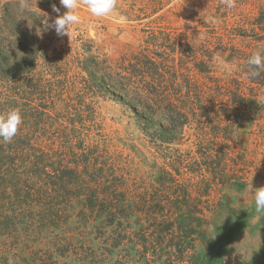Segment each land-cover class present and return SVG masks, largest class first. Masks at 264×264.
<instances>
[{
  "label": "trees",
  "instance_id": "trees-1",
  "mask_svg": "<svg viewBox=\"0 0 264 264\" xmlns=\"http://www.w3.org/2000/svg\"><path fill=\"white\" fill-rule=\"evenodd\" d=\"M33 2L49 24L58 15L53 5L64 13L59 0ZM139 2L122 1L119 13L130 23L150 22L138 31L137 49L111 66L82 24L69 36H58L45 29L43 18L21 21L16 0H0V113L19 108L23 118L10 142L0 139V264H96L95 257H120V248L125 250L121 257H171L165 247L176 238L174 231L188 229L176 238L178 250L174 245L182 256L199 237L190 223L207 211L205 193L225 186L245 189L264 180V170L242 150L236 152L231 141L247 110L245 90L264 87V74L243 84L212 77L205 58L214 53L204 48L193 54L185 30L163 25L169 11L176 12L173 7L165 12L163 0ZM240 5L230 18L251 16L242 7L246 4ZM257 13L251 36L264 32V6ZM224 42L218 38L215 50L228 53L247 77L252 53ZM183 60L186 64L179 65ZM101 97L127 108L156 148L175 142L179 130H192L187 149L164 168L168 184L150 202L162 218L156 249L142 242L126 245V234L114 224L121 221L112 203L97 201L94 185L97 190L99 180H105L97 159L105 161L90 138L99 126L93 103ZM105 170L110 173L108 166ZM97 238L102 241L95 245Z\"/></svg>",
  "mask_w": 264,
  "mask_h": 264
},
{
  "label": "rangeland",
  "instance_id": "rangeland-1",
  "mask_svg": "<svg viewBox=\"0 0 264 264\" xmlns=\"http://www.w3.org/2000/svg\"><path fill=\"white\" fill-rule=\"evenodd\" d=\"M122 1L131 0H118L119 9H122ZM136 1L141 4L140 0ZM163 1L168 2V9L164 11L173 7L177 13L171 14L178 16H171L169 11L170 15H166L168 19L163 25L185 30L188 34L185 44L193 54L204 48L214 53L205 58L212 77L224 81L235 78L243 84L247 77L241 76L242 69L236 61L228 53L216 51V46L213 45L218 42V38H224V43H232L247 52L264 49V32H256L254 36L250 34L254 18L258 15L259 8L264 6V0H237V7L246 4L242 7L247 8L249 12L246 13L251 16L235 19L229 17L231 10L225 9L222 0ZM63 9L64 12L67 11ZM80 16V24L86 31V37L96 42L97 52L111 66L137 49L138 31L150 22L143 20L120 23L112 17L96 18L83 7L80 9ZM236 29H242L241 34ZM210 39L209 44L207 41ZM206 55L208 57L205 53ZM183 64H186L184 60L179 61V65ZM196 78L200 79L198 76ZM245 94L247 110L239 119L238 129L231 134V141L236 152L242 150L259 170H264V87L245 90ZM93 108L94 118L99 126L91 131L90 139L99 145V156L105 161L98 164L99 158L97 159V165L104 169L100 177L105 178L104 184L99 180L98 191L96 184L94 185L96 195L100 193L97 201L112 203V211L121 221V224H114L121 233L126 234V245L129 242H142L149 244L148 250L156 249L159 244L156 245L155 242H162V238L156 239L162 228V218L156 214L155 204L150 202L157 199L163 185L168 184V181H164V168L167 169L172 164L171 157L174 154L187 149L192 130L185 127L177 132L175 142L156 148L143 136L132 113L117 101L101 97L95 100ZM107 166L109 174L105 170ZM107 174L112 188L106 183ZM260 187H264V180L252 183L245 189L225 186L216 187L209 195L205 193L203 201L207 211L190 223V228L199 237L194 240L192 250H184L182 256L177 251L179 246L176 238L188 229L174 231L176 238L165 247L171 257L163 254L159 257H129L125 252V257H121L124 256L122 250H125L120 248V257H95L93 261L96 264H264V215L256 213L253 195V189ZM142 201L146 202L144 207L137 208ZM136 220L139 222L136 223ZM146 236L149 239L146 240ZM101 241V238H97L95 245ZM248 245H251L254 253L244 255L243 250Z\"/></svg>",
  "mask_w": 264,
  "mask_h": 264
},
{
  "label": "clouds",
  "instance_id": "clouds-1",
  "mask_svg": "<svg viewBox=\"0 0 264 264\" xmlns=\"http://www.w3.org/2000/svg\"><path fill=\"white\" fill-rule=\"evenodd\" d=\"M60 5L67 9L62 15H59L60 9L53 5V12L58 15L48 23V16L38 7L37 2L33 0H16L15 14L21 21L32 18L35 21H46L43 23L45 29H54L58 36H69L70 30L81 23L80 9L86 8L91 16L96 18L112 17L120 23H125L127 17L118 14V0H59ZM226 10H232L237 7V0H222ZM43 13V15H40ZM73 34L74 31H73ZM247 78L256 79L264 74V49H257L246 61ZM23 124V118L19 108H13L7 112L0 113V139L3 142H10L18 133ZM253 188V186H252ZM254 207L258 215H264V187L253 189ZM253 254L254 249L248 245L243 250V254Z\"/></svg>",
  "mask_w": 264,
  "mask_h": 264
}]
</instances>
